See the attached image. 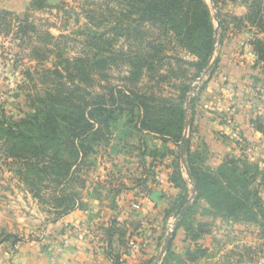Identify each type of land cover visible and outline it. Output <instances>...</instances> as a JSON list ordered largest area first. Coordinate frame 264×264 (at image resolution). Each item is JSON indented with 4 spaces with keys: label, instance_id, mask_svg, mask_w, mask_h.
Returning <instances> with one entry per match:
<instances>
[{
    "label": "trees",
    "instance_id": "obj_1",
    "mask_svg": "<svg viewBox=\"0 0 264 264\" xmlns=\"http://www.w3.org/2000/svg\"><path fill=\"white\" fill-rule=\"evenodd\" d=\"M86 1V25L76 32L82 38L80 49L67 58L60 41H71L68 36L41 34L28 14L19 19L0 12V34L9 33L13 20L19 24L16 34L31 41L30 45L36 41L30 47V61L39 66L50 55L56 56L52 67L23 73L29 84L19 85L18 89L25 94L29 113L20 118L7 116L0 106V158L10 159L17 166L16 175L27 183L35 199L41 201L43 191L51 192L49 202L57 217L84 211L86 200L96 199L94 192L86 190L82 195L81 190L86 187L84 170L93 166L90 158L100 149L114 151L118 143L131 147L138 152L145 182L154 184L157 163L174 155L167 145L179 150L187 126L186 106L192 83L201 71L207 72V80L192 97L193 112L198 96L217 70L215 43L223 42L229 23H235L233 30L248 25L257 30L258 36L249 43L257 61L264 62V0L246 5L243 17L223 15L218 10V29L204 0ZM210 1L216 9L222 5L219 0ZM44 9L59 6H49L47 0H31L28 11ZM115 79L118 84L113 83ZM250 123L264 133L257 122ZM148 137L159 140L161 149L149 148ZM114 153L124 154L120 150ZM184 162L189 183L195 187V200L183 210L189 194L188 181L182 176L185 169L177 153L170 162L169 182L178 189V195L166 209L164 220L170 214L179 219L161 264L178 259L193 261L195 254L204 253L196 242L206 231L194 220L200 202L207 205V211L230 222L257 224L264 236V169L236 157L210 168L201 151L190 150L189 138ZM179 228L197 248L183 249L182 259L173 250ZM126 233L116 223L108 230V237L118 235L121 243L114 264H123L121 258L128 255ZM13 238L9 235L4 240ZM152 262L153 259L143 264Z\"/></svg>",
    "mask_w": 264,
    "mask_h": 264
},
{
    "label": "rangeland",
    "instance_id": "obj_2",
    "mask_svg": "<svg viewBox=\"0 0 264 264\" xmlns=\"http://www.w3.org/2000/svg\"><path fill=\"white\" fill-rule=\"evenodd\" d=\"M93 1L100 2L97 0ZM204 1L210 9L213 24L218 29V10L223 15L243 17L247 12L246 5L253 0H234V2L219 0L222 5L218 6V9L213 6L210 0ZM87 4L86 0H56V4L53 6H59V9L30 11L28 14L29 21L34 23L41 34L49 32L55 38L61 35L68 36L71 41L62 40L60 41V46L66 49L64 56L66 58L71 57L80 49L79 42L82 38L76 36V32L82 30L86 25L83 12L87 10ZM10 24L9 33L5 34L2 32L0 34V106L7 116L20 118L30 112L25 94L19 92L18 89L19 85L29 84L28 79L24 77V71L32 70L33 68H50L54 65L56 56L50 55L39 66L36 62L30 61V47L36 41H32L30 45L29 42L31 43V41H25L20 35L16 34L19 24L13 20L10 21ZM234 24L229 23L230 29L226 33L223 42L221 44L215 43L213 52V57L218 59L219 62L223 58V62H225V69L223 70L230 73L234 69L233 75L230 74L229 77H224L219 76V67H217L211 78L217 80L216 86L220 90L224 89L222 91L224 93H221L220 96H223L222 98L226 102L222 108L219 105V101L222 103V99L214 96L218 105L214 103V106L209 107L214 110L216 116H218V113L220 114L219 118L221 120L223 115L225 122L229 123V130L234 133V135L231 133L227 137L228 141L233 143V148H229L230 151H227V158L236 157L246 160L249 164L263 170L264 136H261L255 144L250 143L246 141L247 137L242 134V126H246V121L252 119L251 121L257 122L264 128V62L257 61L253 48L249 43L253 36H258L257 30L249 25L239 30H233ZM120 44L122 42L118 43V45ZM48 48L51 47L49 46ZM185 58L191 59V57L187 56ZM205 72L204 70L201 71L198 78L192 83L193 90L189 94L190 98L192 95H196L203 82L207 80ZM113 76L116 78L118 75L114 73ZM220 82L222 83L221 86L219 85ZM113 83L118 84L116 79ZM171 92L176 94L175 91ZM15 93L18 94L17 98H13ZM236 137L239 138L238 141ZM188 138L189 140L191 139L190 144L193 143L192 141L195 137L188 135ZM146 142L149 148L154 147L160 150L162 147L160 141L154 140L152 137L146 138ZM191 145L194 146L195 144ZM167 147L174 154L172 157L167 156L165 159L167 166L172 172L171 163L174 162L175 154H179V150L172 144H168ZM119 150L124 154L116 155L114 153ZM201 153L206 158V166L210 168L217 167H212V162H210L211 160L209 161L208 155L211 154L210 152L202 151ZM137 155V151L129 146L124 148L122 143H118L117 149L114 151L100 149L96 156L90 158L89 162H92L93 166L84 170L86 171V173H83L86 179V187L85 190H81V194L83 195L86 190H89L92 193L94 192L93 195L95 196H105L106 199H109L106 200L107 204L111 205L110 200L113 198L107 196L109 192H115V195L123 192L128 196L129 191H133L134 193L129 194L131 197L121 198L124 202L120 198L116 199L117 196L114 197V205H119V207L126 204V202L139 199L140 196L137 190L143 191L145 185L142 183L141 171H139L140 161ZM11 162L10 159L5 161L0 158V241L10 235L12 238L15 237V242L19 241V239L43 242V239L46 238L44 234L52 232L50 224L61 221L65 215L58 217L55 215L56 209L49 202L50 191L41 193V201L35 199L31 195L27 183L16 175L17 166ZM182 176L183 178L185 177L184 180H188L184 170ZM186 189L189 193L188 198L191 197L189 202L192 205L195 198L191 196L193 185L189 183V180ZM83 199L86 200V197L84 196ZM172 200L173 198L167 199V208L171 207ZM195 209V223L202 224V229L206 231V234L199 238L203 239L206 236L203 244H197L198 248L204 253L195 254L196 258L193 261H179L178 259L170 262V264H264V236L257 224L230 222L220 215L216 216L207 211L209 209L203 202H200ZM175 217L174 214H170L167 221ZM176 236L175 234L174 237L176 238ZM47 237H49V234ZM13 240L14 238L11 241L14 242ZM68 241L69 239L67 238L66 242L68 243ZM174 241L173 244L175 245ZM62 243L64 244L65 242ZM62 243L60 244L62 245ZM189 249L194 251L197 248L193 246ZM174 253L178 252L174 251ZM158 259L159 257L154 259L152 264H161L162 260Z\"/></svg>",
    "mask_w": 264,
    "mask_h": 264
},
{
    "label": "crops",
    "instance_id": "obj_3",
    "mask_svg": "<svg viewBox=\"0 0 264 264\" xmlns=\"http://www.w3.org/2000/svg\"><path fill=\"white\" fill-rule=\"evenodd\" d=\"M30 2L31 0H0V12L5 11L23 18L30 13L28 11ZM223 61L222 58L218 65L219 76L233 75L234 69L230 73L223 70L225 69ZM216 81L214 78L211 79L198 96L193 112L191 109L188 130L184 133L186 138L188 135L195 137L191 143L195 145L190 144L191 151L211 153L208 157L212 162V167L220 165L228 157L227 151H230L229 148H233V143L229 142L227 137L231 133L234 135L229 130V123L225 122L223 115L221 120L220 114L218 113L216 116L214 110L209 107L214 103L218 105L214 96L222 99V103L219 101L222 108L226 102L222 98L223 96H220L221 93H224L222 92L224 89L220 90L216 86ZM221 84L220 82L219 85L221 86ZM251 120L248 119L247 125L242 126V134L247 137L246 141L255 144L264 134L251 126ZM166 163L165 159L157 163L153 185H149L148 181V183L145 182L143 168H139L145 188L143 191L137 190L140 197L133 200L134 202H126L119 207V205H114L113 200L117 196L116 199L120 198L122 201V197H128L129 194L134 193L133 191H129L128 196L123 192L119 195L109 192L107 196L113 198L110 200L111 205L107 204L106 200L109 199H106L105 196L97 195L96 199L86 200V210L72 211L66 214L61 221L51 223L52 232L43 235L46 237L43 242L24 239L12 242L2 239L4 241H0V264H114L113 258L119 255L121 243L118 235L111 237L107 235L113 223H116V227H124L127 232L126 238L129 237L127 241L134 242V249L132 251L130 249L128 255L121 258L124 261L123 264H143V261L158 258L166 246L164 228L167 218L164 220V215L167 209V199L175 198L178 195V189H174L169 182L168 176L171 170ZM48 234L49 237H47ZM175 234L177 236L174 237L176 240L173 250L175 248L174 251L178 252L176 254L180 255L182 259L181 251L193 247L195 243L186 240L185 232L181 228L177 229ZM67 238L69 239L68 243L63 244L62 242H65ZM204 238L197 240L196 243L203 244Z\"/></svg>",
    "mask_w": 264,
    "mask_h": 264
},
{
    "label": "water",
    "instance_id": "obj_4",
    "mask_svg": "<svg viewBox=\"0 0 264 264\" xmlns=\"http://www.w3.org/2000/svg\"><path fill=\"white\" fill-rule=\"evenodd\" d=\"M47 4L49 6H53V5L56 4V0H47ZM217 25H218V23H217ZM205 73H207V72H205ZM17 97H18V94L15 93L13 95V98H17ZM192 97H194V95H192ZM192 97L189 98V100L187 102V106H186V111H187V113H186V116H187V126H186L185 131L188 130V126H189V123H190V113H191V101H192ZM186 141H187V138L183 135V138H182L181 142L179 143V156H180L181 162L183 164V167L185 169V173L187 175V178L189 179V173H188V171L186 169V164L184 162V148H185ZM191 193H192L191 196L192 197H195V187L194 186H193V192H191ZM190 198L191 197L188 198V202L185 205V207H184L183 210H186L191 205V202H189ZM177 219H179V216L177 217ZM169 240H170V237L169 236L166 237V239H165L166 246H167ZM166 246H165V248H166ZM165 248L162 250V252H161L158 260L161 259V256L163 255Z\"/></svg>",
    "mask_w": 264,
    "mask_h": 264
},
{
    "label": "built area",
    "instance_id": "obj_5",
    "mask_svg": "<svg viewBox=\"0 0 264 264\" xmlns=\"http://www.w3.org/2000/svg\"><path fill=\"white\" fill-rule=\"evenodd\" d=\"M237 141H238V137H236ZM138 207V206H135ZM178 216H176L174 219H170L168 221H166L165 224V228H164V234L166 237H172L174 234V230H175V225L176 222L178 221L177 219ZM64 244H67V242L65 241ZM132 247H134V242L132 240H128L127 244H126V251L128 252Z\"/></svg>",
    "mask_w": 264,
    "mask_h": 264
}]
</instances>
